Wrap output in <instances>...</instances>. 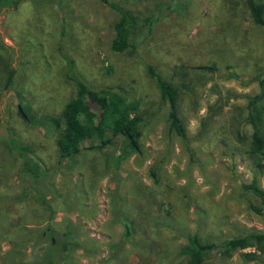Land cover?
<instances>
[{"label":"rangeland","instance_id":"1","mask_svg":"<svg viewBox=\"0 0 264 264\" xmlns=\"http://www.w3.org/2000/svg\"><path fill=\"white\" fill-rule=\"evenodd\" d=\"M119 1L136 17L119 51L110 48L118 13L99 0H20L0 12V264H27L34 237L69 240L57 264H186L190 234L220 244L264 232L263 205L243 187L254 180L264 191V148L250 147L253 124L264 132V0H252L261 21L249 0ZM67 67L86 89L138 100V151L115 135L58 155V129L45 127L61 126ZM147 67L177 90L184 137L169 128ZM8 137L43 183L26 181ZM252 250L204 262L264 264V254L244 256Z\"/></svg>","mask_w":264,"mask_h":264},{"label":"trees","instance_id":"2","mask_svg":"<svg viewBox=\"0 0 264 264\" xmlns=\"http://www.w3.org/2000/svg\"><path fill=\"white\" fill-rule=\"evenodd\" d=\"M19 1L0 0V12L4 8L15 7ZM99 1L118 13L110 48L113 51H119L125 44L129 29L135 25L136 17L128 9L122 7L119 0ZM248 3L252 15L257 21H261V7L257 6L252 0H249ZM66 69V77L71 81L73 91L61 110V126L57 119L50 118L48 126L45 127V129L51 127L58 129L55 139V148L58 155L61 158L73 156L80 150L81 142L92 137L96 141L94 146L102 148L110 142V136L115 135L122 136L126 150L138 151L139 123L141 120L138 112V100H128L111 88H102L97 91L86 89L77 79L69 77L70 70L68 67ZM147 69L154 77L160 99L167 105L166 120L169 128L178 136L184 137V128L176 113L175 98L177 90L166 83L151 67H147ZM9 81L10 73L7 83ZM92 107L96 109V112L92 110ZM5 143L9 152H14L20 157L21 171L26 181L34 187L43 183L44 171L42 167L27 155L24 147L17 144L12 137H8ZM250 147L256 151L264 148V132L254 124L250 135ZM243 187L248 189L261 202L263 209L258 208L256 211L264 217V191L257 186L254 180L243 185ZM44 232L45 230L40 231L37 234L38 237L41 238ZM51 235L50 232L48 236ZM33 240L35 243L33 242L31 245L32 255L27 260V264H57L59 256H62L69 243V240H64L59 245L57 240L52 242L51 239L47 238V241L40 242L42 245L37 249L36 244L39 241L35 237ZM246 247L253 249L244 254L248 259H253L256 253L264 254V232H249L226 239L220 244L214 242L202 243L195 234H190L186 237L183 246L180 247V253L186 257V264H205V257L216 251H221L222 254H231L237 249H245Z\"/></svg>","mask_w":264,"mask_h":264},{"label":"water","instance_id":"3","mask_svg":"<svg viewBox=\"0 0 264 264\" xmlns=\"http://www.w3.org/2000/svg\"><path fill=\"white\" fill-rule=\"evenodd\" d=\"M18 109H19V112L22 114L21 109L19 107H18Z\"/></svg>","mask_w":264,"mask_h":264}]
</instances>
